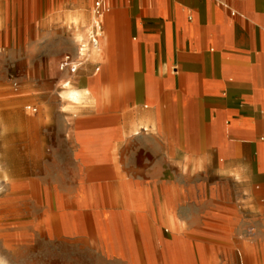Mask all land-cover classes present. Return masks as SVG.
I'll use <instances>...</instances> for the list:
<instances>
[{"label": "crops", "instance_id": "0c3cea01", "mask_svg": "<svg viewBox=\"0 0 264 264\" xmlns=\"http://www.w3.org/2000/svg\"><path fill=\"white\" fill-rule=\"evenodd\" d=\"M84 1L0 0V7L14 9L21 33L24 25L66 23ZM102 24L100 82L117 92L105 95L102 110L89 108L95 116L78 119L77 150L108 153L121 143L135 152L126 157L121 183L168 185L167 204L156 202L152 215L159 207L172 215V185L183 184L191 201L192 184L230 183L233 215L264 227V0H106ZM102 161L112 165L109 155ZM207 169L215 170L211 180ZM216 191L221 225L229 207ZM187 202L181 205L190 211ZM131 207L106 213L104 226L158 227L144 212L131 217ZM167 223L180 227L171 218Z\"/></svg>", "mask_w": 264, "mask_h": 264}, {"label": "rangeland", "instance_id": "374dc122", "mask_svg": "<svg viewBox=\"0 0 264 264\" xmlns=\"http://www.w3.org/2000/svg\"><path fill=\"white\" fill-rule=\"evenodd\" d=\"M93 3L85 0L78 16L67 14L64 24L24 25L21 33L11 15L14 9L0 7V200L13 204L11 219L0 224V264H264V227H248L247 215H233V184H192L191 201L180 189L183 184L172 185V215L166 207L156 208L159 215H152L156 202L167 204L168 185L121 183L126 157L136 155L121 143L108 153H89L109 155L111 166L100 161L94 168L113 172L115 178L84 174L75 157V124L95 116L89 108L102 110L105 95L110 98L117 92L100 82L104 35L74 75L60 73L58 62L63 54H74L77 42L87 37ZM99 64L101 70L95 71ZM93 84L101 90L99 104L91 90L83 94ZM69 89L80 96L71 99ZM207 171L213 179L215 170ZM216 187L229 207L221 225L216 224ZM187 201L190 211L181 205ZM131 202V217L144 212L158 227H119V222L104 226L106 213L119 212ZM73 209L71 234L45 227L47 218L60 220V214ZM169 218L180 227L168 226ZM185 220L191 227H182ZM146 259L157 262H143Z\"/></svg>", "mask_w": 264, "mask_h": 264}, {"label": "bare ground", "instance_id": "6f19581e", "mask_svg": "<svg viewBox=\"0 0 264 264\" xmlns=\"http://www.w3.org/2000/svg\"><path fill=\"white\" fill-rule=\"evenodd\" d=\"M66 84V83H65ZM90 90L92 91V97L95 101L96 104L100 103V99H101V90L99 88L98 85L93 84L90 86V89H85L83 94L84 95H88L90 94ZM67 96L70 97L71 99L76 100L79 96L80 93L76 90L73 89H69L66 92ZM73 138L74 141L77 143L79 141V137L77 135V126L75 125L74 130H73ZM89 155L86 151H85V146L81 145V149L77 150L75 153V157H76V161H78L79 165L81 166V168L84 171V174L87 175H93L95 177L98 178H102L104 176H107L109 173H105L104 170H101L99 167L95 166L92 167V165H87V161L89 162H94V163H98L100 161H102L104 158H100L99 156L92 158L93 156H91V158H89ZM35 190H38V186L34 187ZM128 193V195L130 194V192L127 190L126 191ZM4 196H8V194H5ZM8 203L7 205H3L2 203ZM130 202V201H129ZM129 206H134L133 203H129ZM13 211V204L10 203V201H4L0 200V224L2 222L8 221L11 219V212ZM60 220L56 218V220L54 219H50L47 218L45 220V227H49V230H53V231H65L68 234H71L74 231V218H75V211L70 210L67 211L64 214H60L59 215ZM105 237V236H104Z\"/></svg>", "mask_w": 264, "mask_h": 264}, {"label": "built area", "instance_id": "2783aa9c", "mask_svg": "<svg viewBox=\"0 0 264 264\" xmlns=\"http://www.w3.org/2000/svg\"><path fill=\"white\" fill-rule=\"evenodd\" d=\"M106 0H94L93 21L86 38L77 42L75 53H65L58 62V70L65 75H74L86 60L90 50L97 49L104 29L102 24L103 6ZM99 68L96 67V70ZM68 81L66 82V84Z\"/></svg>", "mask_w": 264, "mask_h": 264}]
</instances>
